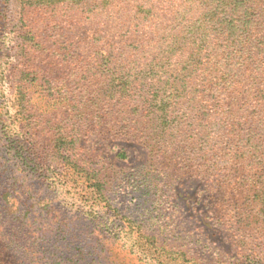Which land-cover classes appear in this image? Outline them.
<instances>
[{
  "label": "rangeland",
  "instance_id": "rangeland-1",
  "mask_svg": "<svg viewBox=\"0 0 264 264\" xmlns=\"http://www.w3.org/2000/svg\"><path fill=\"white\" fill-rule=\"evenodd\" d=\"M241 1L0 0V264H264Z\"/></svg>",
  "mask_w": 264,
  "mask_h": 264
},
{
  "label": "trees",
  "instance_id": "trees-1",
  "mask_svg": "<svg viewBox=\"0 0 264 264\" xmlns=\"http://www.w3.org/2000/svg\"><path fill=\"white\" fill-rule=\"evenodd\" d=\"M234 5H233V11H234V16L235 20L234 23L233 21L231 22H225V25L227 26L228 32L233 36V34H236L237 30L242 24L249 25V21H244V19H241V13L243 12V7L244 3H242L241 0H234ZM244 16V15H243ZM250 25H252L250 23ZM28 41L30 40L31 43H34V38L33 36L29 35L26 37ZM24 96L25 93L23 91L20 92V97L22 102H24ZM258 116L255 114V118ZM259 118V117H258ZM260 120V119H258ZM264 125V124H263ZM263 125H261L260 128H257L254 130V132L251 134V137L248 139V143L251 144L250 147L253 148L256 152L259 153L258 158H262L264 156V144L261 143V141L264 140V129ZM259 126V125H258ZM263 136V137H262ZM255 138H257L255 140Z\"/></svg>",
  "mask_w": 264,
  "mask_h": 264
}]
</instances>
